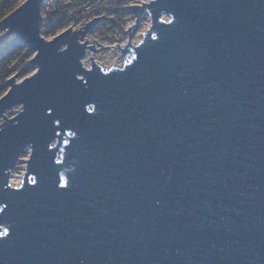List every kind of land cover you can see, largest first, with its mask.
Segmentation results:
<instances>
[{"label": "water", "instance_id": "1", "mask_svg": "<svg viewBox=\"0 0 264 264\" xmlns=\"http://www.w3.org/2000/svg\"><path fill=\"white\" fill-rule=\"evenodd\" d=\"M42 1L0 18L34 51L0 95V264H264V0L121 6L109 67L81 61L103 14L46 39Z\"/></svg>", "mask_w": 264, "mask_h": 264}, {"label": "rangeland", "instance_id": "2", "mask_svg": "<svg viewBox=\"0 0 264 264\" xmlns=\"http://www.w3.org/2000/svg\"><path fill=\"white\" fill-rule=\"evenodd\" d=\"M23 1V0H22ZM141 1L147 0H43L41 4V15L42 23L40 25L41 35L49 39L54 34L60 32L62 29L72 26V28H77L82 25V22L90 20L93 16H100L101 19L93 24L84 34L83 40H87V44L93 42L95 50L88 48L85 50L81 61L85 66L89 65L90 59L102 65L103 67H109L111 65L120 66L122 64V58L119 52V46H123L128 39V29H132V24L135 23V16L132 10L126 9V7H121L128 4H140ZM53 9H58L59 14L66 15L68 19L64 23L62 28L56 29L55 31H44V17L46 12ZM106 16V17H104ZM166 18L165 15H163ZM149 25V16L144 10L138 19L136 27L133 29L131 42L137 43L142 37V32H144ZM6 29L0 30V44L5 42L10 38V34H5ZM4 33V34H3ZM3 34V35H1ZM93 39L96 40V43ZM100 43V44H99ZM105 46V47H104ZM17 52L11 57L8 66L11 67L10 74H16V78L20 79L25 75L30 74L34 69L28 64L29 59L33 56L34 51L29 49L26 44L19 43L17 46ZM91 56V58H90ZM22 59L21 62L19 60ZM17 62V64H16ZM23 64H28L31 70L20 77L18 75V68ZM17 107L9 109L4 112V115L9 117L15 114ZM2 116H0V122L2 121ZM28 156V147L24 149L19 155L14 167L10 170L9 179L14 181L21 180V176L24 171V159Z\"/></svg>", "mask_w": 264, "mask_h": 264}, {"label": "trees", "instance_id": "3", "mask_svg": "<svg viewBox=\"0 0 264 264\" xmlns=\"http://www.w3.org/2000/svg\"><path fill=\"white\" fill-rule=\"evenodd\" d=\"M22 0H0V18L9 12L12 8L18 5ZM68 17L66 15L59 14L58 9H51L46 12L44 17V31H55L62 28ZM19 43H7V40L0 44V95L6 90L5 80L11 74V67L8 66L11 57L17 52V46ZM22 59L19 60L21 62ZM17 64V62H16ZM31 70L28 64H23L18 68V75L22 77Z\"/></svg>", "mask_w": 264, "mask_h": 264}, {"label": "bare ground", "instance_id": "4", "mask_svg": "<svg viewBox=\"0 0 264 264\" xmlns=\"http://www.w3.org/2000/svg\"><path fill=\"white\" fill-rule=\"evenodd\" d=\"M136 24H137V23H136ZM135 27H136V26H135ZM10 182H11L12 184H14V185L19 183V181H14V182H13L11 179H10Z\"/></svg>", "mask_w": 264, "mask_h": 264}]
</instances>
